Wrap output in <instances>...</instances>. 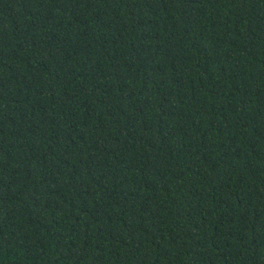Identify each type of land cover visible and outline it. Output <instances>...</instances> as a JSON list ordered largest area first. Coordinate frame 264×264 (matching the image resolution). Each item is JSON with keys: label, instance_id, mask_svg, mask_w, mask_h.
<instances>
[{"label": "trees", "instance_id": "16d2710c", "mask_svg": "<svg viewBox=\"0 0 264 264\" xmlns=\"http://www.w3.org/2000/svg\"><path fill=\"white\" fill-rule=\"evenodd\" d=\"M0 264H264V0H0Z\"/></svg>", "mask_w": 264, "mask_h": 264}]
</instances>
